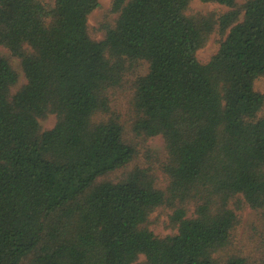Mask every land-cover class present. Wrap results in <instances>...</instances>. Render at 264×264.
<instances>
[{
	"label": "trees",
	"instance_id": "1",
	"mask_svg": "<svg viewBox=\"0 0 264 264\" xmlns=\"http://www.w3.org/2000/svg\"><path fill=\"white\" fill-rule=\"evenodd\" d=\"M191 1L112 0L97 39L100 0H0V45L18 59L0 54V264L251 262L233 230L248 207L264 231V0ZM125 81L127 125L110 105ZM128 132L163 138L164 189L150 167L108 178L135 156ZM161 205L164 236L149 227Z\"/></svg>",
	"mask_w": 264,
	"mask_h": 264
},
{
	"label": "rangeland",
	"instance_id": "2",
	"mask_svg": "<svg viewBox=\"0 0 264 264\" xmlns=\"http://www.w3.org/2000/svg\"><path fill=\"white\" fill-rule=\"evenodd\" d=\"M243 1L239 0V2ZM111 2L112 0H100L98 7L89 14L88 24L92 37L97 39L101 38L103 31L100 30V25L104 22H110L116 16V13L111 10ZM190 8L195 11H214L216 13L223 12L227 9V7L215 2H202L199 0H192ZM219 41V33H212L205 45L197 50L196 54L198 59L202 62L209 60L217 51ZM0 54L9 56L12 65L18 67V59L11 57L8 50L2 45H0ZM138 66V71L145 72V65L139 64ZM131 78L130 73H128L126 80L129 82ZM23 81L24 77L21 74L19 83ZM128 82L125 81L121 86L110 89L111 108L120 116L126 125L129 123L131 117V89L129 88ZM254 86L264 94V75L255 80ZM260 114L264 115V106ZM54 122L55 116L49 114L45 119L40 120V125L44 129L50 128ZM128 136L135 145V156L126 167L110 173L108 178L115 179L133 166L150 167L156 178V186L164 189L167 184V177L161 169V164L166 160V149L161 135L144 138L128 132ZM171 213L172 208L167 205L157 207L149 216L150 229L159 236L174 233L175 229L169 221ZM237 213L239 222L233 230V243L235 247L242 248L252 256L249 264H264V231L261 226V220L248 207L238 210ZM143 261L144 256L140 255L134 264H142Z\"/></svg>",
	"mask_w": 264,
	"mask_h": 264
}]
</instances>
